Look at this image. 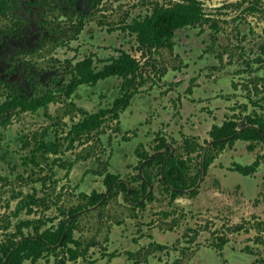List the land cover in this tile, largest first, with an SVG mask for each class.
Instances as JSON below:
<instances>
[{"label":"rangeland","instance_id":"rangeland-1","mask_svg":"<svg viewBox=\"0 0 264 264\" xmlns=\"http://www.w3.org/2000/svg\"><path fill=\"white\" fill-rule=\"evenodd\" d=\"M132 1L113 0L100 9L116 17L131 12ZM200 1L205 13L223 22L226 29L240 30L249 24L259 31L264 29V0ZM131 52L141 61V85L154 81L175 59L174 51L166 47L150 56L136 48ZM256 68L253 63L247 68L244 92L234 106L240 122L254 113L264 117V69ZM119 80L101 85L106 97H90L85 92L89 86H83L73 96L56 93L55 101L36 111H14L7 124L1 122L6 118L0 117V243L19 225L25 235L35 234L57 225L73 208L85 205V194L108 192L107 172L119 174L130 186L135 185L131 176L142 173L144 167L156 173V166L146 165L149 159L141 163V153L153 155L162 135L173 152L186 151V136L206 145L210 125L192 131L179 121L177 125L170 123L165 134L164 125L157 121L153 131L152 116L134 103L118 119L108 115L99 129L76 132L73 126L83 118L79 107L95 110L97 101L109 105L120 94ZM40 87L47 89L45 84ZM231 112L222 109L223 115ZM248 145L239 139L220 151L208 172L202 170L199 182L190 189L198 188L196 195L187 192L171 201L156 180L150 189L155 196L146 205L129 202L122 192L108 203L101 201L79 211L75 238L87 251L77 261L63 262L66 255L61 252L24 264H262L264 142L251 149ZM257 159L261 163L252 174L236 170L237 163L252 164ZM202 160L197 153L191 155L194 172ZM222 235L227 243L218 250L215 245Z\"/></svg>","mask_w":264,"mask_h":264},{"label":"flooded vegetation","instance_id":"flooded-vegetation-1","mask_svg":"<svg viewBox=\"0 0 264 264\" xmlns=\"http://www.w3.org/2000/svg\"><path fill=\"white\" fill-rule=\"evenodd\" d=\"M110 1L113 0H0V98L4 101L15 93L28 99L45 92L56 96L71 86L72 96L79 88L89 86L85 92L90 97H106L101 85L117 78L120 80L114 83L121 94L123 78L111 72L112 65L124 54H132L133 49L139 51L135 27L141 19L157 6L177 1L135 0L131 2V12L109 17L100 8ZM253 26L226 29L223 22L204 9L200 21L175 29L172 46H166L174 51L175 59L154 81L141 85L140 80L133 88L129 105L144 108L152 116V130H156L154 124L158 121L164 125L165 134L179 121L192 131L201 125H210L211 131L215 124L229 120L237 121L239 130L250 126L249 116L255 113L240 122L234 106L240 92H244L242 82L247 68L253 63L256 70L264 69V29L259 31ZM51 50L56 52L49 54ZM87 65L93 70L88 76ZM43 84L47 88L44 91L40 87ZM118 96L106 106L97 101L95 110L80 106L81 114L110 109ZM223 107L232 109L231 114L223 115ZM1 122L7 124L2 119ZM163 139L168 146L159 152L166 153L171 143L163 135L160 142ZM213 141L210 134L205 148Z\"/></svg>","mask_w":264,"mask_h":264},{"label":"trees","instance_id":"trees-1","mask_svg":"<svg viewBox=\"0 0 264 264\" xmlns=\"http://www.w3.org/2000/svg\"><path fill=\"white\" fill-rule=\"evenodd\" d=\"M204 8L200 0H190L189 2H174L169 6H157L152 14L141 19L135 27L137 39L139 42V50L144 55L150 56L154 51L163 47L172 46L175 29L181 25L196 23L202 19ZM150 54H149V53ZM148 53V54H147ZM90 75L93 72L90 65L86 66ZM142 65L138 57L131 53L124 54L119 60L112 65L111 72L123 78V90L116 98L110 109H102L97 113L84 114L83 118L74 124L73 129L76 132L85 133L99 129L105 122L107 116L118 119L122 110L129 104L133 94V88L140 83L142 78ZM85 71V70H84ZM80 73H83L82 69ZM73 86L65 89V93L70 95ZM56 96L52 92H45L39 97L28 99L20 97L15 93L8 96L4 101L0 102V117L5 116L10 120L13 111L17 110H37L42 106H47L49 102ZM250 126L239 130L238 123L235 120H229L223 124H215L210 134L214 140L211 145L205 148V145L196 138L186 136L183 142V151L176 150L171 155L172 147H169L166 153L159 152L164 146H168L167 140L163 139L154 150L152 156L148 151H142L141 163L149 159L146 165L158 168L156 173H152V168L143 169L131 176V181L135 185L130 186L128 181L120 180L119 174L107 172L105 182L108 192L93 191L87 196V203L73 208L70 211L72 218L65 217L52 227H48L43 231H36L35 234L25 235L22 227L19 225L17 231L0 243V264H24L26 260L33 262L47 255H60L64 252L67 260L77 261L81 256L86 255L87 248L83 243L75 238L76 221L78 212L84 208L97 205L101 201L108 203L114 196L118 197L122 192L129 202L137 205H146L149 200L155 196L154 191H150L151 184L159 181L163 189L170 195V200L174 201L178 196L187 192L191 195L198 193V188L192 189L200 180L202 170L205 174L214 162L217 154L229 145H233L238 139L249 142L248 147L254 148L255 144L264 142V117L255 113L249 116ZM204 153L202 154V151ZM193 153L203 156L200 167L195 172L189 159ZM261 163V159H257L252 164H236V170L243 174H252L257 170ZM202 164V168H201ZM190 190V191H189ZM146 198V199H145ZM227 243L226 238L219 236V242L216 248L222 250ZM162 247L163 245H158ZM264 264V258L261 259Z\"/></svg>","mask_w":264,"mask_h":264},{"label":"water","instance_id":"water-1","mask_svg":"<svg viewBox=\"0 0 264 264\" xmlns=\"http://www.w3.org/2000/svg\"><path fill=\"white\" fill-rule=\"evenodd\" d=\"M204 153V152H203Z\"/></svg>","mask_w":264,"mask_h":264}]
</instances>
